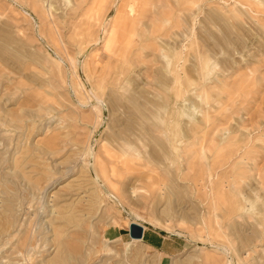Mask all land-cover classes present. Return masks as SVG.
Masks as SVG:
<instances>
[{"label": "rangeland", "instance_id": "1", "mask_svg": "<svg viewBox=\"0 0 264 264\" xmlns=\"http://www.w3.org/2000/svg\"><path fill=\"white\" fill-rule=\"evenodd\" d=\"M132 4L0 0V264H264V0Z\"/></svg>", "mask_w": 264, "mask_h": 264}, {"label": "crops", "instance_id": "2", "mask_svg": "<svg viewBox=\"0 0 264 264\" xmlns=\"http://www.w3.org/2000/svg\"><path fill=\"white\" fill-rule=\"evenodd\" d=\"M141 242L150 249L160 252L163 255L173 254L178 252L177 245H173L174 241L165 232L157 231L156 229L144 227L142 231ZM171 240V241H170ZM173 246V248L170 247ZM164 260H161L162 264Z\"/></svg>", "mask_w": 264, "mask_h": 264}, {"label": "bare ground", "instance_id": "3", "mask_svg": "<svg viewBox=\"0 0 264 264\" xmlns=\"http://www.w3.org/2000/svg\"><path fill=\"white\" fill-rule=\"evenodd\" d=\"M132 2H133V4H132V6L130 7V10L133 12V10H134V6L135 5H138V3H139V5H140V2H141V0H132ZM131 3V2H130ZM130 5V4H129ZM138 5V6H139ZM139 9V8H138ZM130 12V11H129ZM131 12V13H132ZM136 13V12H135ZM130 19V18H129ZM130 21H131V19H130ZM129 22V21H128ZM90 153V152H89ZM96 156V155H95ZM127 156L129 157V156H131L130 154H127ZM92 159H93V157H91ZM92 162V161H91ZM98 164V163H97ZM95 167H96V165H95ZM100 169V168H99ZM100 171V170H99ZM111 178V177H110ZM94 179V182L95 183H98L99 181H100V179H99V177H98V175L95 173V177L93 178ZM101 182V181H100ZM106 182V181H105ZM128 186H129V184H128ZM80 191V190H79ZM51 217H53V216H51ZM61 217V216H60ZM67 222V221H66ZM129 224L130 223H128V227H129ZM140 225V224H139ZM142 226V225H141ZM143 228L145 227V226H142ZM64 232V231H63ZM67 233V232H66ZM65 237V236H64ZM65 240V239H64ZM131 240L132 241H141L140 240V238H132L131 237ZM64 252V251H63ZM230 262H231V260L230 259H227V263L226 264H230ZM62 263H64V262H62Z\"/></svg>", "mask_w": 264, "mask_h": 264}, {"label": "water", "instance_id": "4", "mask_svg": "<svg viewBox=\"0 0 264 264\" xmlns=\"http://www.w3.org/2000/svg\"><path fill=\"white\" fill-rule=\"evenodd\" d=\"M143 227L135 222H130L128 227V232L132 238H141L142 237Z\"/></svg>", "mask_w": 264, "mask_h": 264}]
</instances>
